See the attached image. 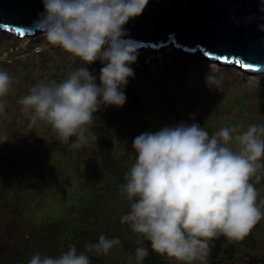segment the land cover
<instances>
[{
  "label": "rangeland",
  "instance_id": "374dc122",
  "mask_svg": "<svg viewBox=\"0 0 264 264\" xmlns=\"http://www.w3.org/2000/svg\"><path fill=\"white\" fill-rule=\"evenodd\" d=\"M14 37L0 35V69L12 77L9 93L0 98V264H27L36 252L57 256L70 244L85 251L100 235L120 242L107 254L89 251L91 264H129L141 244L149 248L141 264H185L156 253L147 239L138 244L128 223L121 222L130 210L121 189L135 162L132 141L145 131L192 122V114L210 136L224 126L242 125L243 131L249 124H264V73L241 75L238 65H229L220 72L224 87L213 91L205 75L210 65L222 63L200 53H165L171 46L138 50L125 105L99 111L87 126V144L69 149L50 124H32L31 112L18 101L41 81L65 79L81 62L48 45L42 33ZM88 67L98 78L101 62ZM251 182L264 211V166ZM209 242L207 260L191 264H226L216 261V244ZM220 245L240 264L264 262V217L243 240L229 242L223 236Z\"/></svg>",
  "mask_w": 264,
  "mask_h": 264
},
{
  "label": "clouds",
  "instance_id": "9594fccd",
  "mask_svg": "<svg viewBox=\"0 0 264 264\" xmlns=\"http://www.w3.org/2000/svg\"><path fill=\"white\" fill-rule=\"evenodd\" d=\"M149 2L42 0L44 11L36 28L48 45L60 47L81 63L65 79L41 81L19 99L22 110L31 112L32 124L47 122L62 144L75 149L87 144V126L99 111L125 105V89L138 58L137 42L128 37L125 26L142 15ZM260 29L264 31V24ZM96 61L102 64L98 78L88 67ZM205 83L213 91L224 87L216 66H209ZM11 86L12 77L0 69V98ZM191 121L135 136V162L121 189L130 202L121 222L128 223L138 244L147 239L156 253L185 264L206 261L214 238L243 240L264 217L251 182L264 166L260 163L264 124H249L243 131L242 125L224 126L210 136L195 122V114ZM119 242L118 237L100 235L97 242L85 245V251L70 244L57 256L36 252L27 264H91L89 251L107 254ZM148 254L149 248L141 244L129 264H141Z\"/></svg>",
  "mask_w": 264,
  "mask_h": 264
},
{
  "label": "water",
  "instance_id": "95a60500",
  "mask_svg": "<svg viewBox=\"0 0 264 264\" xmlns=\"http://www.w3.org/2000/svg\"><path fill=\"white\" fill-rule=\"evenodd\" d=\"M262 0H150L142 15L125 26L138 50H159L170 45L190 54L200 53L209 61L221 55L238 56L257 68L242 70L264 73V12ZM44 11L42 0H0V23L25 28V35L41 33L35 22ZM9 32L0 28V33ZM213 52L216 56H208Z\"/></svg>",
  "mask_w": 264,
  "mask_h": 264
},
{
  "label": "snow or ice",
  "instance_id": "6c2138e0",
  "mask_svg": "<svg viewBox=\"0 0 264 264\" xmlns=\"http://www.w3.org/2000/svg\"><path fill=\"white\" fill-rule=\"evenodd\" d=\"M0 28H4L9 32H15L16 34L20 35V36H24L25 35V28L21 27V26H12L6 23H0ZM208 56H216L215 53L213 52H209L207 53ZM216 59L218 60H223L225 62H231L234 64H238L240 65L242 68H247V69H254L257 68L258 65L256 63H248L246 62L245 59H241L238 56H229V55H221L216 57Z\"/></svg>",
  "mask_w": 264,
  "mask_h": 264
},
{
  "label": "built area",
  "instance_id": "2783aa9c",
  "mask_svg": "<svg viewBox=\"0 0 264 264\" xmlns=\"http://www.w3.org/2000/svg\"><path fill=\"white\" fill-rule=\"evenodd\" d=\"M222 238L223 236H219L213 239L216 244L215 250H218V254L216 255V261L224 262L226 264H240L234 259H232V256H230L227 251L221 247L220 243ZM247 264H264V262L262 260H254L251 263L248 262Z\"/></svg>",
  "mask_w": 264,
  "mask_h": 264
},
{
  "label": "bare ground",
  "instance_id": "6f19581e",
  "mask_svg": "<svg viewBox=\"0 0 264 264\" xmlns=\"http://www.w3.org/2000/svg\"><path fill=\"white\" fill-rule=\"evenodd\" d=\"M0 35H3L4 37H6V39L7 40H9L10 39V37H14V35L15 34H13L12 32H4V33H0ZM7 37H9V38H7ZM15 38V37H14ZM171 46V48L168 50V51H165V53L166 52H178L179 50L178 49H175L174 48V46H172V45H170ZM163 48H165V47H163ZM163 48H160L159 50H157V51H162L163 50ZM182 52V51H181ZM184 52V51H183ZM182 54H184V53H182ZM198 54V53H197ZM197 54H186V55H188V56H194V55H197ZM162 55H163V53H162ZM202 56V55H201ZM213 64V63H212ZM214 66H216L217 68H218V70L221 72L222 71V69H224V68H226L227 66H229V65H224V66H222V64L220 65V64H213ZM240 67V66H239ZM239 73L241 74V75H244L245 73L246 74H248L247 72H243V70H242V68L240 67V69H239Z\"/></svg>",
  "mask_w": 264,
  "mask_h": 264
},
{
  "label": "crops",
  "instance_id": "0c3cea01",
  "mask_svg": "<svg viewBox=\"0 0 264 264\" xmlns=\"http://www.w3.org/2000/svg\"><path fill=\"white\" fill-rule=\"evenodd\" d=\"M212 242V241H211ZM210 248H211V243L209 242V251H210ZM213 248L214 247H212V251H213Z\"/></svg>",
  "mask_w": 264,
  "mask_h": 264
}]
</instances>
